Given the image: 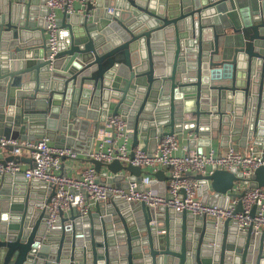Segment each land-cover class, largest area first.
Wrapping results in <instances>:
<instances>
[{"label": "water", "instance_id": "water-1", "mask_svg": "<svg viewBox=\"0 0 264 264\" xmlns=\"http://www.w3.org/2000/svg\"><path fill=\"white\" fill-rule=\"evenodd\" d=\"M42 1L36 12L35 0H0V134L46 136L87 152L107 116L120 113L133 145L142 140L147 151L154 139L183 130L199 150L212 139L264 147V0L88 1L83 14L58 17L52 57ZM89 160L103 181L129 169L144 187L140 165ZM166 168L148 171L151 181L166 183ZM196 177L208 203H224L221 193L235 180L264 188L263 165L247 175L234 167ZM45 185L22 171L0 172V264H264V227L241 229L230 218L111 192L49 227L48 208L39 205L54 190L35 192Z\"/></svg>", "mask_w": 264, "mask_h": 264}, {"label": "built area", "instance_id": "built-area-1", "mask_svg": "<svg viewBox=\"0 0 264 264\" xmlns=\"http://www.w3.org/2000/svg\"><path fill=\"white\" fill-rule=\"evenodd\" d=\"M80 1L82 5L93 0H45L48 11L45 14L47 21L48 40L51 54L57 51L58 46V17L57 9L72 12L74 4ZM112 10V7L108 8ZM191 118V114H186ZM96 132L98 146L85 152L87 158L94 157L103 162L118 158L123 163L131 162L140 166L161 167L166 165V173L169 178L166 182V192H161L151 185L148 178L142 176L143 188L139 187V181L125 177L127 186L111 184L103 181L94 164L84 166L77 175L63 170V158L67 155L76 157L78 152L70 145H56L50 142L46 136L36 139L12 138L0 134V154L3 147L10 151L0 157V172L15 174L22 171L30 179L45 181V188L50 193L54 190L49 202H44L39 207L46 206L48 214L46 221L48 226L55 224L56 217L62 212H69L72 207L85 211L89 205L97 199H105L109 193L119 194L124 200L130 202H144L146 205H167L177 211L187 210L198 215H213L216 219L230 218L235 220L241 229L253 226L255 229L264 227V188L261 186L244 185V180H235L233 185L221 196L225 200L208 203L198 193L203 181L198 180L196 173H210L215 168L240 169L244 174H252L258 166H264V147L254 143L244 147L234 148L227 146L221 151L211 147L208 150L193 149L183 154H176L178 138L176 132L165 133L158 140V146L152 151H147L140 145L130 149L127 144L129 137L124 133L127 121L122 114L108 115ZM109 126V127H107ZM125 134L122 141L118 137ZM133 150V153H131ZM27 154L32 160L31 164L23 168L20 157ZM15 156L10 157L9 156ZM119 171L115 172L116 174ZM244 181V182H242ZM242 182V183H241ZM207 191L211 192V182L208 179ZM246 183V182H245ZM242 192L239 196L237 193ZM241 200L242 209H236ZM255 207L254 213L252 208Z\"/></svg>", "mask_w": 264, "mask_h": 264}, {"label": "crops", "instance_id": "crops-1", "mask_svg": "<svg viewBox=\"0 0 264 264\" xmlns=\"http://www.w3.org/2000/svg\"><path fill=\"white\" fill-rule=\"evenodd\" d=\"M33 6H34V11L36 12H40V11H43L44 7H45V4L42 0H35V2L33 3ZM74 7H75V10L74 11H78L80 13H84L85 11V5H82V3L80 1H76L75 4H74ZM64 13V10L62 9H57V17H61ZM46 35L48 36V32L46 33ZM105 125V122L102 123V126ZM109 127V126H107ZM165 128H168V127H165ZM128 131L129 133V137H128V140H127V144H128V147L130 149H133L136 145H140V146H143L144 142L142 140L139 141V143L133 145V139L131 137V129L126 125V130L124 129V133L127 134L126 132ZM125 134L122 135L121 137H118V141H122L124 138H125ZM176 135H177V138H178V148L175 149V153L176 154H183L185 152H188L190 150H193V149H198V144L197 143H190L189 142V138L193 135L192 133H189V131H178L176 132ZM50 142L54 143L53 141L50 140ZM98 139H95L94 141V144L92 146V148H96L98 146ZM251 142H249L248 144H250ZM158 146V142H156V140L154 139L151 143H150V148H152L153 150L156 149ZM202 147L203 150H208L209 148L213 147L215 148L217 151H221L223 149H225L227 146H221L219 144V139H212L211 143L208 144V143H204L202 145H200ZM84 148H83V145L81 147H79L78 150H76L78 152V155L76 157H73V156H65L63 158V170L65 171H68V172H71L75 175L79 174L82 170V168L88 164H93L89 158H87L85 152L83 151ZM2 152H3V155L4 156H8L10 154V151L7 147H3L2 148ZM20 161L22 163V167L23 168H26L28 167L30 164H31V160H30V157L27 155V154H23L21 155L20 157ZM143 168V172H142V176L144 178H148L150 181L152 180V178L155 177L154 174L148 172V171H155L157 168L159 167H154V166H142ZM101 171L102 172H106L107 174H114L111 170H109L105 165H103L101 167ZM123 173V176L122 178L118 179V180H114V181H111L110 183L111 184H125V177H127L128 175H131L132 172L129 170V169H121L119 170L118 173ZM168 180V178H167ZM166 180V182H167ZM245 181V180H244ZM242 181V182H244ZM241 182V183H242ZM246 182V183H245ZM244 182V185H250L247 181ZM147 186L148 185H151L152 187L156 188L157 190L161 191V192H166V183L164 182H161V181H155V182H149V184H146ZM35 192L39 195V194H43L45 197H47L49 195V193L47 192V189L45 187H42V188H37L35 189ZM223 199V197H222ZM217 201H220L217 200ZM117 203V202H116ZM115 205V203H114ZM92 207L95 208V203H92ZM113 207V206H112ZM70 212V209L68 210ZM129 211V208L128 210H124V212H127L128 213ZM58 225V224H57ZM59 227V226H58ZM60 227L59 229H54V233H53V236L54 237H59V234H60Z\"/></svg>", "mask_w": 264, "mask_h": 264}]
</instances>
